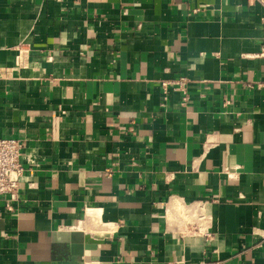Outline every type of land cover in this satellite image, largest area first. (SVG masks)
<instances>
[{
  "label": "crops",
  "instance_id": "obj_1",
  "mask_svg": "<svg viewBox=\"0 0 264 264\" xmlns=\"http://www.w3.org/2000/svg\"><path fill=\"white\" fill-rule=\"evenodd\" d=\"M0 136V264H264V7L0 0Z\"/></svg>",
  "mask_w": 264,
  "mask_h": 264
},
{
  "label": "built area",
  "instance_id": "obj_2",
  "mask_svg": "<svg viewBox=\"0 0 264 264\" xmlns=\"http://www.w3.org/2000/svg\"><path fill=\"white\" fill-rule=\"evenodd\" d=\"M264 7V0H254ZM188 79L180 77L173 81H164L163 85L167 88L169 85L175 89L181 90L184 94L183 104L187 100L186 84ZM24 142L15 137L0 136V198L7 197L11 207V201L17 200L21 188V180L26 173V166L22 162Z\"/></svg>",
  "mask_w": 264,
  "mask_h": 264
}]
</instances>
